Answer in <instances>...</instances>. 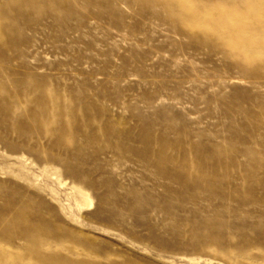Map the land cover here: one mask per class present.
Returning <instances> with one entry per match:
<instances>
[{"label":"rangeland","instance_id":"obj_1","mask_svg":"<svg viewBox=\"0 0 264 264\" xmlns=\"http://www.w3.org/2000/svg\"><path fill=\"white\" fill-rule=\"evenodd\" d=\"M0 264H264V0H0Z\"/></svg>","mask_w":264,"mask_h":264},{"label":"bare ground","instance_id":"obj_2","mask_svg":"<svg viewBox=\"0 0 264 264\" xmlns=\"http://www.w3.org/2000/svg\"><path fill=\"white\" fill-rule=\"evenodd\" d=\"M59 261V260H58ZM52 262V261H51Z\"/></svg>","mask_w":264,"mask_h":264}]
</instances>
